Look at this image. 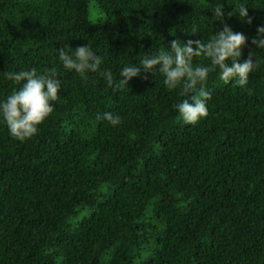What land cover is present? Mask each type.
I'll list each match as a JSON object with an SVG mask.
<instances>
[{
  "label": "trees",
  "instance_id": "obj_1",
  "mask_svg": "<svg viewBox=\"0 0 264 264\" xmlns=\"http://www.w3.org/2000/svg\"><path fill=\"white\" fill-rule=\"evenodd\" d=\"M238 2L0 0V97L14 87L4 71H43L62 47L89 44L116 77L173 39H207L222 27L212 6ZM244 2L251 23H225L246 37L240 60L260 62L243 88L210 74L194 125L159 75L113 90L59 66L35 135L0 123V264H264V50L251 43L264 0ZM104 111L120 123L97 120Z\"/></svg>",
  "mask_w": 264,
  "mask_h": 264
},
{
  "label": "clouds",
  "instance_id": "obj_2",
  "mask_svg": "<svg viewBox=\"0 0 264 264\" xmlns=\"http://www.w3.org/2000/svg\"><path fill=\"white\" fill-rule=\"evenodd\" d=\"M212 12L213 19L218 20L222 27L207 39H188L184 42L173 39L169 41V48H158L141 55L135 63H125L116 77L110 69L102 68V56L89 44L74 49L60 48L56 53L57 62L43 71L36 68L4 71L3 78L14 87L9 94L0 97V123L6 126L8 134L14 139L23 141L35 135L57 100L61 85L59 66L64 71H74L83 80H87L90 73H95L113 90L127 85L141 71L154 77L159 75L167 90H175L179 97H183L174 105L180 119L185 125H194L207 115V102L212 95L207 87L210 74L214 73L224 84L243 88L249 82L248 74L261 59L257 56L254 62L250 54L249 58L240 60L246 37L241 32H234L225 23V15L233 14L251 23L244 0H239L231 12L225 13L220 4L212 6ZM191 31L195 33L197 28L193 27ZM251 43L264 50V24L257 26ZM194 58L199 59L194 62ZM96 119L105 120L112 126L121 121L118 114L110 111L97 113Z\"/></svg>",
  "mask_w": 264,
  "mask_h": 264
},
{
  "label": "rangeland",
  "instance_id": "obj_3",
  "mask_svg": "<svg viewBox=\"0 0 264 264\" xmlns=\"http://www.w3.org/2000/svg\"><path fill=\"white\" fill-rule=\"evenodd\" d=\"M95 14H96V11H95V9H93L91 12V16H95Z\"/></svg>",
  "mask_w": 264,
  "mask_h": 264
}]
</instances>
